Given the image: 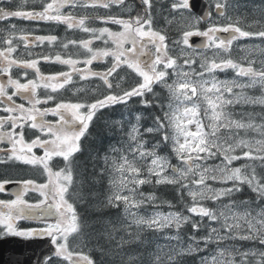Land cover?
I'll return each instance as SVG.
<instances>
[{
	"label": "snow or ice",
	"instance_id": "obj_1",
	"mask_svg": "<svg viewBox=\"0 0 264 264\" xmlns=\"http://www.w3.org/2000/svg\"><path fill=\"white\" fill-rule=\"evenodd\" d=\"M157 4L179 17L177 38L155 26ZM139 5L0 0V21L7 24L0 29V166L40 170L39 179L0 177V194L10 197L0 198V240L30 242L35 264H104L105 256L120 257L119 264H183L190 256H198V264H264V112L236 111L264 108V58H249L264 56V20L241 27L240 17L228 15V0H213L203 14L194 11L193 0H139ZM113 7L120 13L113 14ZM14 18L63 25L66 32L86 36L37 35L11 23ZM193 37L203 41L190 43ZM246 38L260 43L249 47V56L233 59L234 44ZM45 42L65 51H33ZM41 61L66 70L46 75ZM78 81L95 86L77 87ZM131 102L158 114L150 125L139 112L134 122L112 121L110 127L124 134L121 146L110 145L103 156L90 153L102 166L97 172L94 164V174L86 175L80 156L95 121L102 110ZM105 177L98 210H118L122 223L104 220L93 243L84 238L76 189ZM13 184L19 187L9 193ZM160 185L173 186L178 202L143 191ZM245 190L252 196L238 199ZM163 205L170 210L162 211ZM188 226L191 233L184 232ZM146 232L167 243L147 248ZM134 244L147 250L124 252ZM14 264H32V258Z\"/></svg>",
	"mask_w": 264,
	"mask_h": 264
},
{
	"label": "trees",
	"instance_id": "obj_2",
	"mask_svg": "<svg viewBox=\"0 0 264 264\" xmlns=\"http://www.w3.org/2000/svg\"><path fill=\"white\" fill-rule=\"evenodd\" d=\"M134 108H140L139 103L134 102L133 104ZM110 113H113L111 109L106 110ZM145 125H150L151 124V116L154 114H158V112L154 109H145ZM246 111H251L253 113H262L264 112V108H261L260 106L254 107L247 109ZM103 113L105 111H102ZM118 114H121V112H118ZM104 115V114H103ZM256 119H261L260 116H256ZM114 129L110 127V125L103 123L101 125H98L97 128L93 131V133L90 136V140L87 143V150L85 151V156L83 157L82 160V165L83 168L87 169V174L86 175H93V165L95 164V170L98 172L99 168L101 167L100 165V160H94L89 158V154L91 153L92 157H95L96 153L99 152L101 156L105 153L108 145L111 142H115L117 138L120 137V133L115 135ZM106 178L100 181V187H97L96 189L93 188L92 182H86L84 183V186H82V190L84 189L85 192L88 194V200L85 202L83 206L80 204L77 205V210L81 216L82 223L84 225V237L86 239H91L93 243L96 242L98 234L106 227V225L103 223L104 220L106 219H111L114 224H121V219L119 216V212L116 209H104V210H98V205L99 203L104 199L105 192L107 189V182ZM95 185V184H94ZM96 185H98L96 183ZM98 185V186H99ZM143 191L145 193H152L154 192L156 196L160 200H168V201H173L174 203L178 202V193L176 189L173 186H166V185H160L156 186L153 188L152 186H144ZM252 196V194L245 190L239 197L238 199H248ZM166 210H170L167 205L162 206ZM192 229L190 226L186 227L184 229V232L186 233H191ZM124 235L123 232H120L117 236V239H119V236ZM145 240L150 241L147 245V248H151L154 246V244L158 241L159 243H167V241H164L162 237H160L156 233L152 232H146L145 233ZM240 242V241H238ZM100 243L104 244L105 247H109V245L105 242V240L101 239ZM242 244H245L248 247L251 245L246 243V242H240ZM146 251L147 249L140 245V244H134L129 247H125L124 252H137V251ZM96 259L100 260L101 257L99 253H96ZM199 255H204V253H200ZM120 262V257H115L114 259L105 256L104 257V264H119ZM183 264H198V256H190L186 257L183 260Z\"/></svg>",
	"mask_w": 264,
	"mask_h": 264
},
{
	"label": "flooded vegetation",
	"instance_id": "obj_3",
	"mask_svg": "<svg viewBox=\"0 0 264 264\" xmlns=\"http://www.w3.org/2000/svg\"><path fill=\"white\" fill-rule=\"evenodd\" d=\"M130 1H134V0H130ZM206 1L208 2L209 7L212 6L213 0H206ZM17 2H18V0H17ZM136 3H137V9H139V7H140L139 2L136 1ZM237 3L241 6V10L238 8ZM228 4H229L228 10H227L228 15L233 16V18H236L237 16L240 17L242 20L241 27H245L248 23H251L253 20H256V19L264 20V0H238V1L228 0ZM243 7H247V9L243 10ZM117 9L118 8L113 7L111 9L112 13L118 14ZM211 10L214 12V8H211ZM78 11L82 13V10H78ZM104 11H106V10H103V9L99 10L100 14H103ZM222 22H224V21H222ZM11 23L17 24L18 27H23V28H26L28 30L34 31L35 34H37V35L56 34L60 38H70V39H80V36H81L79 30H68L66 32L65 26L57 25L54 23H46V22H42V21H40V22L24 21V20H19V19H15V18L11 20ZM98 24H99V22H98ZM204 26H205V23H201L200 27L203 28ZM5 27H7L6 22L0 21V29H3ZM112 27L115 28L116 26H112ZM253 30H254V28H253ZM246 40H247V42H251V41L258 40V39L246 38L245 40L237 42L236 44H234V46H237V44L241 45L242 42L246 43ZM47 47L50 49H47ZM33 51L34 52H41V53H52L54 55L56 52H62L63 53L65 50H63L59 46V43L54 44V45H48L47 42H45L44 45L33 49ZM41 63H45V62L41 61ZM47 64L49 65V70H50V65L54 66L56 63L49 62ZM102 67H103L102 65H97L98 70L102 69ZM54 72H55V69L52 68L50 70V74H52ZM82 167H83V165H82ZM30 168H31L30 166H25V165H12L8 168H4L3 166H0V177L8 178V176H10L12 174L20 173L22 170H24V169L27 170ZM19 178H21V177H19ZM22 178H24V177H22ZM36 195H38V194H35V193L30 194L31 197H35ZM79 195L81 197V199L79 201H81L82 203L85 204L86 200H88V197L86 196L85 191H83V190L80 191ZM0 198L7 199L10 197L7 194H0ZM11 198H14V197H11Z\"/></svg>",
	"mask_w": 264,
	"mask_h": 264
},
{
	"label": "rangeland",
	"instance_id": "obj_4",
	"mask_svg": "<svg viewBox=\"0 0 264 264\" xmlns=\"http://www.w3.org/2000/svg\"><path fill=\"white\" fill-rule=\"evenodd\" d=\"M126 2H128V0H126ZM129 2H131V1H129ZM129 2H128V4L132 6V4L129 3ZM160 2L161 3H164V0H160ZM157 6H160V4L157 5ZM105 12L106 11H104L103 13L105 14ZM117 12H120V9L119 8L117 9ZM87 13L90 15L91 9H88L87 10ZM156 14L158 15V20L155 23V26L156 27H159V28H167L168 29V33H169L170 31H173L172 30V26H175L176 27V32H177V29L180 26V20H179V17L178 16L176 17V19H173V15L174 14H170L169 11H168V9H167V7L160 8ZM165 18H167V20H172L173 22L171 24H168L167 23V20ZM84 35L86 36V34H84ZM250 46H244L243 48H235L236 54H235V56H234L233 59L240 60L242 57L249 56L248 49H249ZM252 57H255L257 60H259L261 58H264V56H261L260 54H257V53H252V55L249 56V58H252ZM228 75L231 76L232 73L229 72ZM221 78H224L223 77V74H221ZM76 86L77 87H81V86H84V87H94V83L93 84H89V82L81 81V84L80 85H76ZM252 95H258V94L253 93ZM237 107H240V106H237ZM236 111L239 112L238 110H236ZM121 114H122V112H121ZM125 115H126L127 118L125 117ZM123 119L126 122H127V120L132 119L133 122H134V117L131 115V113H130L129 110H126V112L124 113V118ZM257 122H259V121H257ZM119 132H120V135H121V139H120V137L117 138V142L114 144L116 147H120L121 146V143L120 142L124 138V134L121 131H119ZM173 163H175V161H173ZM100 164H102V161L100 162ZM97 184L99 185L100 182H98ZM98 185H96V183H93L92 184V186H93L94 189H96L97 187H100V185L99 186ZM161 210L162 211H165V212L168 211V210H166L164 208H161ZM149 211H151V208H149ZM25 223H31V222L25 221ZM121 223H122V221H121ZM229 243H231V242H229ZM235 243L238 244V245L242 244V243H240L238 241L235 242ZM242 246H243V248H246L247 247L245 244H242Z\"/></svg>",
	"mask_w": 264,
	"mask_h": 264
},
{
	"label": "water",
	"instance_id": "obj_5",
	"mask_svg": "<svg viewBox=\"0 0 264 264\" xmlns=\"http://www.w3.org/2000/svg\"><path fill=\"white\" fill-rule=\"evenodd\" d=\"M194 11L198 14H203L208 11V6L204 0H193ZM197 44L203 41L202 37H193L190 40ZM30 242L24 241L21 238L9 237L5 240H0V264H8L9 261L23 262L27 258H32V264H35L36 257L28 247ZM39 251V250H37Z\"/></svg>",
	"mask_w": 264,
	"mask_h": 264
},
{
	"label": "bare ground",
	"instance_id": "obj_6",
	"mask_svg": "<svg viewBox=\"0 0 264 264\" xmlns=\"http://www.w3.org/2000/svg\"><path fill=\"white\" fill-rule=\"evenodd\" d=\"M130 0H128V2H129ZM127 2V3H128ZM129 3H131L132 4V8L133 9H137V3H136V1H131V2H129ZM157 5H159V4H157ZM161 8V6H157L156 7V10H155V13H157L158 12V10ZM245 9H247V7H243V10H245ZM117 142V139L115 140V142H111L109 145H108V147H107V149L106 150H108V148H109V146L110 145H114L115 143ZM115 146V145H114ZM85 238V237H84ZM247 248V247H246Z\"/></svg>",
	"mask_w": 264,
	"mask_h": 264
}]
</instances>
